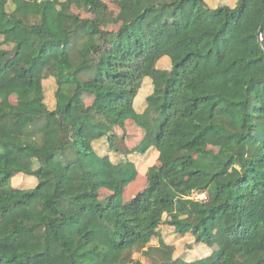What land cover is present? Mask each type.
Instances as JSON below:
<instances>
[{"label": "trees", "instance_id": "1", "mask_svg": "<svg viewBox=\"0 0 264 264\" xmlns=\"http://www.w3.org/2000/svg\"><path fill=\"white\" fill-rule=\"evenodd\" d=\"M213 1L119 0V26L104 29L102 0H0V264H142L135 251L159 264H264V0ZM11 38L19 57L8 60ZM126 120L144 136L124 152H157L129 202L135 163L93 147L113 145ZM20 173L35 185L13 187ZM161 224L210 253L173 259Z\"/></svg>", "mask_w": 264, "mask_h": 264}, {"label": "rangeland", "instance_id": "2", "mask_svg": "<svg viewBox=\"0 0 264 264\" xmlns=\"http://www.w3.org/2000/svg\"><path fill=\"white\" fill-rule=\"evenodd\" d=\"M108 6V10L105 13V16L102 21L101 27L104 29H116L119 26V21L117 20V13H118V2L119 0H102ZM212 5L214 3L213 0H207ZM228 4H233L234 0H224ZM11 3L8 2L7 8H11ZM73 11L78 13L81 17L90 18L92 14L88 12L84 7L75 4L72 7ZM1 50L5 52L7 55L8 60H13L14 58L19 57L18 51L15 50V40L11 38L8 42L2 45ZM108 50L101 51V55L107 54ZM106 56V55H105ZM104 56V57H105ZM167 60L165 58L161 59L159 62L160 66H166ZM44 93H45V102L47 106L54 104V91H55V84L52 80L47 78L44 80ZM149 84L145 82L141 89H139V94L135 99V105L138 109L144 105V96L148 93ZM6 100L9 102L15 101V94L12 92L7 93ZM77 100L83 106L89 104L92 100V96L85 93H79L77 95ZM116 133V141L113 145L108 144V141L104 137L103 139L96 140L93 143V147L95 151L99 155H108L109 158L113 162H118L119 160H132L138 170L137 178L131 182L128 186L125 187L123 192V201L129 202L130 199L134 194L141 191L147 185V178H146V170L150 165L155 164L157 153L156 151L149 150L145 154H137V153H129L126 154L125 150H130L134 148L139 142L142 140L144 136V130L137 126L134 121L126 120L125 128L120 129L117 128L114 130ZM220 143L218 140H210L207 144V150L211 152H216L219 149ZM118 148V151L115 149ZM153 150V149H152ZM11 185L13 187L28 189L35 185V178L32 176H27L24 174H16L11 179ZM111 191L107 188H101L99 193L100 199H105ZM194 198L203 199L205 196L204 194H194ZM159 235L162 237L164 242L168 245L174 247V251L172 253V258H180L186 261H193L195 259H199L201 257L206 256L210 253L211 249L207 248L204 244L194 243L193 237L190 234H186L185 236L176 235L172 228L167 227L164 224H161L159 227ZM150 246H158L159 241L158 238H152L149 243ZM213 249H217L214 246ZM146 250V248H144ZM132 257L135 261H139L142 264H159V258L157 254L154 252L150 254L143 253L142 251H135L132 254Z\"/></svg>", "mask_w": 264, "mask_h": 264}, {"label": "water", "instance_id": "3", "mask_svg": "<svg viewBox=\"0 0 264 264\" xmlns=\"http://www.w3.org/2000/svg\"><path fill=\"white\" fill-rule=\"evenodd\" d=\"M263 27H264V15H263L261 23L259 24L258 29L256 30V36H257L258 42L261 45L262 49L264 50V40L262 37Z\"/></svg>", "mask_w": 264, "mask_h": 264}, {"label": "crops", "instance_id": "4", "mask_svg": "<svg viewBox=\"0 0 264 264\" xmlns=\"http://www.w3.org/2000/svg\"><path fill=\"white\" fill-rule=\"evenodd\" d=\"M165 59H166V57H164ZM163 59V58H162ZM167 60V59H166ZM167 62V61H166ZM167 64V63H166ZM167 66V65H166ZM145 82H148V84H149V90H148V93L144 96V100H145V97L151 92V83H150V80L148 79V78H145L144 80H143V82H142V85H141V88H142V86H143V84L145 83ZM140 88V89H141ZM138 94H139V91H138ZM137 94V95H138ZM136 98H137V96H136ZM144 103V102H143ZM144 106L145 105H142V107H140V109H138L137 108V106L135 105V103H134V107L136 108V110H138V111H142L143 110V108H144ZM49 108H53L54 107V105H49L48 106ZM94 144V143H93ZM157 153V152H156Z\"/></svg>", "mask_w": 264, "mask_h": 264}, {"label": "built area", "instance_id": "5", "mask_svg": "<svg viewBox=\"0 0 264 264\" xmlns=\"http://www.w3.org/2000/svg\"><path fill=\"white\" fill-rule=\"evenodd\" d=\"M197 195H199V194H197ZM194 195H192L191 197H193ZM205 196V195H204ZM194 198V197H193Z\"/></svg>", "mask_w": 264, "mask_h": 264}]
</instances>
